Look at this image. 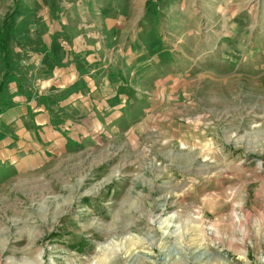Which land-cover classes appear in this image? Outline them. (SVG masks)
<instances>
[{
    "label": "rangeland",
    "instance_id": "1",
    "mask_svg": "<svg viewBox=\"0 0 264 264\" xmlns=\"http://www.w3.org/2000/svg\"><path fill=\"white\" fill-rule=\"evenodd\" d=\"M44 1L110 89L90 136L0 177V264H264V0Z\"/></svg>",
    "mask_w": 264,
    "mask_h": 264
},
{
    "label": "crops",
    "instance_id": "2",
    "mask_svg": "<svg viewBox=\"0 0 264 264\" xmlns=\"http://www.w3.org/2000/svg\"><path fill=\"white\" fill-rule=\"evenodd\" d=\"M92 35L64 33L44 0H0V177L35 170L91 135L93 107L110 89Z\"/></svg>",
    "mask_w": 264,
    "mask_h": 264
},
{
    "label": "bare ground",
    "instance_id": "3",
    "mask_svg": "<svg viewBox=\"0 0 264 264\" xmlns=\"http://www.w3.org/2000/svg\"><path fill=\"white\" fill-rule=\"evenodd\" d=\"M105 260V259H104Z\"/></svg>",
    "mask_w": 264,
    "mask_h": 264
}]
</instances>
